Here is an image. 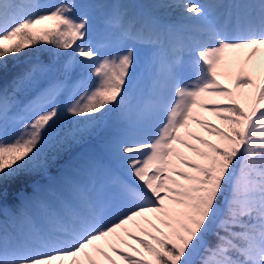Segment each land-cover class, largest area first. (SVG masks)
I'll return each instance as SVG.
<instances>
[{
  "label": "snow or ice",
  "instance_id": "obj_1",
  "mask_svg": "<svg viewBox=\"0 0 264 264\" xmlns=\"http://www.w3.org/2000/svg\"><path fill=\"white\" fill-rule=\"evenodd\" d=\"M151 8L0 0V264H264V0Z\"/></svg>",
  "mask_w": 264,
  "mask_h": 264
},
{
  "label": "trees",
  "instance_id": "obj_2",
  "mask_svg": "<svg viewBox=\"0 0 264 264\" xmlns=\"http://www.w3.org/2000/svg\"><path fill=\"white\" fill-rule=\"evenodd\" d=\"M143 3L145 8L149 12H154L159 18L164 21L174 22L178 18L177 10L169 9V8H158L152 9L151 5L157 3L158 0H139ZM164 3H171L173 0H163ZM23 62V61H22ZM142 64H139L136 69V76L139 78L138 69H144ZM33 90L30 87H26L25 91L21 92L20 95H32ZM63 126L65 129L72 127V124L65 120L63 122ZM95 140V138H88L85 142L82 143H73L70 144L67 148L62 149L57 154H53L52 152L46 151V156L53 158L49 159L48 170L44 174L32 175V176H21L19 177L8 189L7 195L4 200V205L6 207L12 208L16 205L17 198L19 197V193L22 191L29 190V184L36 179H44L47 173H56L59 168L68 167L71 164L75 163V155L80 152V150L84 149L86 146H90L92 143L90 141Z\"/></svg>",
  "mask_w": 264,
  "mask_h": 264
},
{
  "label": "rangeland",
  "instance_id": "obj_3",
  "mask_svg": "<svg viewBox=\"0 0 264 264\" xmlns=\"http://www.w3.org/2000/svg\"><path fill=\"white\" fill-rule=\"evenodd\" d=\"M41 1H44V3H43V5H48V4H56V3H59V0H41ZM53 1V2H52ZM109 0H101V2L102 3H106L107 4V2H108ZM120 2H122V3H125V2H129V0H120ZM201 2H203V0H201ZM227 6V7H226ZM225 8V9H224ZM227 9H228V5H227V3H225V5L223 6V9H222V11L226 14V12H227ZM177 13H178V11H177ZM178 15H179V13H178ZM98 23H99V20H98ZM144 49H141V63L140 64H142L143 66V68L144 69H138V73H139V78H137L139 81H140V86L141 87H143L144 85H146L147 84V80H146V78H144L143 76H142V74L143 73H145V64H144V59H143V53H144ZM23 63V62H22ZM223 82V81H222ZM111 115L112 114H110V122H111ZM71 128V127H70ZM92 144L90 145V146H86L84 149H82V150H80V152L78 153V154H76L75 155V163H73L72 164V166H70L69 168H66V167H63L62 169H61V171H59V176H61L63 173H65L67 170H69V169H71V168H73V167H75L78 163H79V159H80V156H81V154L82 153H84V152H86V151H89V150H92V149H94L95 147H96V143H97V141L96 140H91L90 141ZM53 158V156H50V157H48V159H52ZM77 162V163H76ZM50 181H53V180H51V178H45L44 180H43V182H39L40 184H42V185H44V184H48ZM34 182H38L37 180H34V181H32L31 183H30V185H29V188H30V192H32V187H33V183ZM18 202H19V197L17 198V201H16V204H18ZM2 216H0V219H3V218H1Z\"/></svg>",
  "mask_w": 264,
  "mask_h": 264
},
{
  "label": "bare ground",
  "instance_id": "obj_4",
  "mask_svg": "<svg viewBox=\"0 0 264 264\" xmlns=\"http://www.w3.org/2000/svg\"><path fill=\"white\" fill-rule=\"evenodd\" d=\"M104 1V0H103ZM39 3H41L43 5L44 1L38 0ZM53 2V1H52ZM115 2V0H109L107 2V4H111ZM136 0H129V2H125L124 4H126L129 8V17L131 18L132 16H134L135 14H137V6H136ZM138 3V2H137ZM45 4V3H44ZM139 4V3H138ZM228 5V4H227ZM140 7H142L141 4H139ZM227 7V6H226ZM225 9V8H224Z\"/></svg>",
  "mask_w": 264,
  "mask_h": 264
}]
</instances>
